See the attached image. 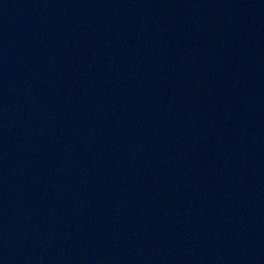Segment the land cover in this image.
I'll use <instances>...</instances> for the list:
<instances>
[{
	"label": "water",
	"instance_id": "water-1",
	"mask_svg": "<svg viewBox=\"0 0 264 264\" xmlns=\"http://www.w3.org/2000/svg\"><path fill=\"white\" fill-rule=\"evenodd\" d=\"M0 264H264V0H0Z\"/></svg>",
	"mask_w": 264,
	"mask_h": 264
}]
</instances>
